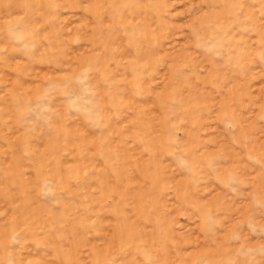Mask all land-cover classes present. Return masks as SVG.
Here are the masks:
<instances>
[{
    "label": "rangeland",
    "instance_id": "obj_1",
    "mask_svg": "<svg viewBox=\"0 0 264 264\" xmlns=\"http://www.w3.org/2000/svg\"><path fill=\"white\" fill-rule=\"evenodd\" d=\"M0 264H264V0H0Z\"/></svg>",
    "mask_w": 264,
    "mask_h": 264
}]
</instances>
